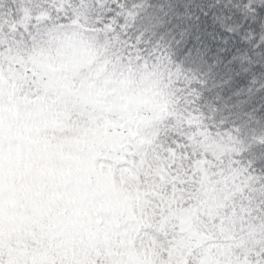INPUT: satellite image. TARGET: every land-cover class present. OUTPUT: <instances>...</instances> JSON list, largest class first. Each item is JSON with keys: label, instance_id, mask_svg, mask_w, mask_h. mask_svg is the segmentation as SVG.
<instances>
[{"label": "snow or ice", "instance_id": "1", "mask_svg": "<svg viewBox=\"0 0 264 264\" xmlns=\"http://www.w3.org/2000/svg\"><path fill=\"white\" fill-rule=\"evenodd\" d=\"M0 264H264V0H0Z\"/></svg>", "mask_w": 264, "mask_h": 264}]
</instances>
